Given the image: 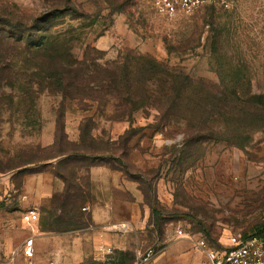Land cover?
<instances>
[{"label":"rangeland","instance_id":"rangeland-1","mask_svg":"<svg viewBox=\"0 0 264 264\" xmlns=\"http://www.w3.org/2000/svg\"><path fill=\"white\" fill-rule=\"evenodd\" d=\"M153 3L0 0V36L33 43L47 34L49 43H66L88 64L135 50L203 82L201 94H216L215 104L224 96L229 105L223 120L201 96L203 108L172 113L163 87L145 72L135 87L134 112L113 120L110 97L78 101L40 90L30 56L0 50V264H205L195 245L200 235L217 247L231 234L264 230V0H238L231 10L201 6L173 18L157 13ZM56 7L63 13L49 19ZM28 85L32 104L25 101ZM80 133L81 155L97 149L100 162L122 176L110 209L115 222L101 227L99 244L82 260L27 257L32 226L22 213L36 209L25 197V177L51 171L55 157L63 158L55 172L74 187V176L90 161L57 155L81 151ZM87 198L84 190L54 196L68 211ZM150 249L154 256L143 261Z\"/></svg>","mask_w":264,"mask_h":264},{"label":"trees","instance_id":"trees-1","mask_svg":"<svg viewBox=\"0 0 264 264\" xmlns=\"http://www.w3.org/2000/svg\"><path fill=\"white\" fill-rule=\"evenodd\" d=\"M61 13L63 11L60 8H53L48 18H55L57 14ZM11 15H13V12H11ZM11 24L10 22V26ZM48 37L49 35L44 34L35 37L33 43H22V38L14 39L13 35L0 36V50L5 56H7L6 54L8 56L12 55L14 54L12 52H17L18 49H21L20 53L29 55L34 61L33 65L37 68L38 73L35 76L37 81H33V83L40 90L56 92L63 99L68 98L78 101H94L96 98L108 96L114 101L115 118L113 120H124L129 118L135 110V100L138 96L135 92V87L140 82V77L143 73L147 72L149 74L148 81L154 80L163 87V93L168 100L167 104L172 113H180L190 107L196 111L203 108L197 100L201 96L205 98L207 103L213 105L219 119L227 118L229 105L228 100L224 96L219 97L217 104L213 103L216 94L210 91L201 94L198 89L205 87L203 82L184 75L181 70L171 68L165 62H160L150 55L142 54L135 50H126L121 52L118 58L112 62L99 64L96 61H91L88 64L89 58L87 56L78 60L74 58L66 43H49ZM3 45H8V49L4 48ZM97 59H102V56L97 57ZM1 64L3 65V63ZM8 68L9 66L2 70L5 71ZM0 80H4L1 72ZM30 86L28 85L24 95L26 97L25 101L29 100L32 104L34 101L31 94L34 93V90ZM79 137L80 141L77 147L81 151H78V149L66 151L59 153L57 156L65 158L69 156L84 157L87 154L96 156L94 153H97L98 150L93 147L91 148V153L81 155L85 151L82 147L85 143L83 142L82 133H80ZM95 158L99 159L98 156ZM263 231L258 230L257 233H262Z\"/></svg>","mask_w":264,"mask_h":264},{"label":"crops","instance_id":"crops-1","mask_svg":"<svg viewBox=\"0 0 264 264\" xmlns=\"http://www.w3.org/2000/svg\"><path fill=\"white\" fill-rule=\"evenodd\" d=\"M52 134L54 138V130ZM78 139V135L74 139L69 138L70 141ZM53 142L54 139L49 144ZM95 157L90 154L84 156L90 163L85 172L81 170L74 176V187L67 177L55 172L57 164L63 163V158L52 161L53 165L49 166L51 171L39 170L25 177V197L36 210L38 207L40 210L38 221L31 225L32 230H26L27 239H33L37 255L74 256L75 260H82L80 257L88 255L89 250L99 244L101 227L107 223L114 224L110 209L114 207L113 191H121L123 187L122 176ZM71 190H84L88 194L87 204L73 205L69 211L62 201L56 206L54 196Z\"/></svg>","mask_w":264,"mask_h":264},{"label":"built area","instance_id":"built-area-1","mask_svg":"<svg viewBox=\"0 0 264 264\" xmlns=\"http://www.w3.org/2000/svg\"><path fill=\"white\" fill-rule=\"evenodd\" d=\"M238 0H154V7L160 15L173 18L179 13L191 14L201 6H210L223 10H231L237 6ZM39 215L36 210L29 209L22 213V220L28 225L36 223ZM195 245L204 253L205 264H264V231L262 233H234L220 246H212L200 235ZM24 254L34 255L33 239L25 242ZM154 256L150 249L143 256L148 261Z\"/></svg>","mask_w":264,"mask_h":264}]
</instances>
